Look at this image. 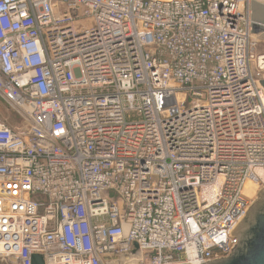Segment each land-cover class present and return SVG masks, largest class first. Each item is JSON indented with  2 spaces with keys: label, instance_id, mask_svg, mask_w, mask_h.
Listing matches in <instances>:
<instances>
[{
  "label": "built area",
  "instance_id": "obj_1",
  "mask_svg": "<svg viewBox=\"0 0 264 264\" xmlns=\"http://www.w3.org/2000/svg\"><path fill=\"white\" fill-rule=\"evenodd\" d=\"M251 1L0 0V97L19 118L0 117V260L230 255L245 185L264 186Z\"/></svg>",
  "mask_w": 264,
  "mask_h": 264
},
{
  "label": "water",
  "instance_id": "obj_2",
  "mask_svg": "<svg viewBox=\"0 0 264 264\" xmlns=\"http://www.w3.org/2000/svg\"><path fill=\"white\" fill-rule=\"evenodd\" d=\"M251 18V32L256 35L264 33V3L251 1ZM262 85L264 87V79ZM257 194L258 199L248 207L231 232L238 241L231 248L230 255L202 264H264V187ZM32 264H45L43 256L34 254Z\"/></svg>",
  "mask_w": 264,
  "mask_h": 264
},
{
  "label": "rangeland",
  "instance_id": "obj_3",
  "mask_svg": "<svg viewBox=\"0 0 264 264\" xmlns=\"http://www.w3.org/2000/svg\"><path fill=\"white\" fill-rule=\"evenodd\" d=\"M256 40H257V46H256V49L255 51L256 52H264V33H260L259 35H256L255 36ZM0 117L2 118H6L8 119L9 121L11 122H16V121H19V118H17L13 112H11L9 109H8V106L7 104L1 99L0 97ZM264 187V186H263ZM261 187V188H263ZM260 188V189H261ZM249 192L251 191H255V196L253 197V199L251 200V204L258 199V194H257V188H250L248 190ZM209 193V194H208ZM204 194H207L208 197L210 198L211 195H212V189L209 188L207 190H204ZM211 194V195H210ZM249 194V193H248ZM0 264H9V263H6V262H3L2 260H0Z\"/></svg>",
  "mask_w": 264,
  "mask_h": 264
},
{
  "label": "bare ground",
  "instance_id": "obj_4",
  "mask_svg": "<svg viewBox=\"0 0 264 264\" xmlns=\"http://www.w3.org/2000/svg\"><path fill=\"white\" fill-rule=\"evenodd\" d=\"M259 1L262 2V3H264V0H259ZM257 74H258L259 78H263L264 79V69L263 70H260V71H257ZM255 187H256V185H255V183L253 181H248L246 183V185H245L246 193H249L250 194L252 191L249 192L248 190L250 188H255ZM214 190L217 191L218 188L216 187V188H214ZM124 260H125L126 263L128 262L127 264H132V263H129V261H130L129 259L125 258Z\"/></svg>",
  "mask_w": 264,
  "mask_h": 264
}]
</instances>
